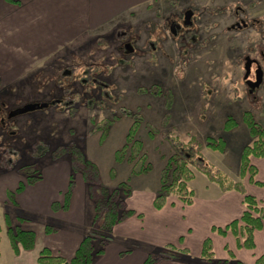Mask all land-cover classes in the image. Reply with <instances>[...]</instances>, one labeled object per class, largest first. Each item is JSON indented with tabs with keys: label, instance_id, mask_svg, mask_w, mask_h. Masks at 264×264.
Listing matches in <instances>:
<instances>
[{
	"label": "rangeland",
	"instance_id": "obj_1",
	"mask_svg": "<svg viewBox=\"0 0 264 264\" xmlns=\"http://www.w3.org/2000/svg\"><path fill=\"white\" fill-rule=\"evenodd\" d=\"M201 1L200 5H195L193 2L187 5L186 1H179L176 5L171 2L169 5L159 3L160 17L155 14L156 11L151 4L150 7H144L140 14L136 13L129 22L123 19L124 23L113 33L108 31L104 33L105 35H101L107 39V42H103L96 48L95 55L101 62L98 68L89 71L91 75L99 73L106 76L105 90H112L113 94L122 93L118 106L115 104L117 105L119 98L116 100L113 95L110 97V104L114 105L111 107L118 114H121L120 106L129 109L140 107L144 118L158 129L154 135H150L145 124H141L137 132V136L144 143L152 169L146 175L133 176L129 180H144L146 190L152 187V184L158 185L159 173L164 162L160 155L170 151L166 139L170 132H175L183 141H187L190 136H195L198 142L204 145L202 151L205 159L233 177L235 175L232 171L236 170L241 146L251 140L248 128L242 119L243 112L250 111L254 118L264 125V79L261 85L250 87L245 81L246 76L244 77L246 55L254 57L257 62L253 63V66L259 65L264 71V0H220L216 4L213 0ZM185 14L190 16L189 19L185 20L187 17ZM143 23H145L144 32L135 41L137 37L133 31H136V28ZM45 36H48V33H45ZM92 37L97 38L98 41L101 40L100 36ZM126 41L131 46L129 52L122 51L119 45ZM90 42L92 41L87 43ZM77 44L81 45L80 47L86 46L85 49H87L88 45L84 42L80 41ZM77 44L71 48L77 50L79 48ZM66 51L62 49L58 55H63ZM72 53H75L74 50ZM54 58L43 60L45 64L40 66L36 63L29 65L30 67L25 69L24 73L13 75L16 82L10 84L8 93L11 98H16L14 105L9 102V99L8 101L0 99V119L4 121L3 124L0 123V126L5 131L4 134L8 135L6 142L3 140L4 143H2L0 139L2 144L0 165L3 160L12 159L20 152L19 147L23 140L31 145L41 137L54 145L55 140L68 142L75 138L83 146L86 155L99 165L103 182L114 189L129 175L130 165L127 162L119 166L115 165L117 177L114 181L109 177V168L114 165V150L123 142L132 120L128 116H120L121 118L113 124L107 139L99 143L98 134L90 132L89 118L91 115L98 119L108 116L110 115L108 109L88 110L81 107L75 116H70L67 112H59V105H51L50 102V98H54L55 93L51 91V88L53 84H56L55 78L60 68L53 65ZM40 60L35 62L38 63ZM68 70L70 72L71 69ZM75 71L79 72L81 69L78 68ZM251 79L253 83V78ZM67 84L63 81V85ZM153 85H158L163 90L170 88L174 95L173 104L168 111L169 125L166 127L162 125L163 115L167 113L163 95L140 94L137 91L138 87ZM48 102L51 106L47 107L50 108L25 111L8 117L15 105ZM228 116L235 119L236 125L225 130L224 124ZM18 122L20 125H17ZM23 130H26V133L18 137L15 144L8 143ZM207 137L224 138L225 153L205 146ZM39 163L42 165L43 178L45 175L46 178H53L58 166L67 165L69 168L66 160L53 161L47 156L40 159ZM200 175L203 174L199 173V176L194 177L195 180L191 182L197 191L203 188L200 177L204 175ZM80 176L76 175L78 178ZM22 181L24 182L23 177L16 170H0V225L2 227L0 264H30L32 255L38 254L42 248L43 241H39L34 251L22 253L23 255L17 257L13 253L7 236L5 213H9L13 226L18 225L19 222L6 191L15 192L16 201L18 198L21 199L24 190L16 192V187ZM62 202L61 198L59 204ZM17 203L21 208L19 202ZM128 204L137 206L138 201L134 199ZM141 206L144 205L141 204ZM24 212L27 213V211ZM28 214L37 217L33 221L25 222H34L37 226L40 224L39 221L45 222V220L58 223L48 215L33 212ZM25 222L20 223V226H27ZM123 247L130 251L134 248L137 250L145 248L142 242L131 241L124 242ZM153 249L149 252L155 253L159 248ZM130 251L125 253L128 254ZM177 261L184 262V259L180 258Z\"/></svg>",
	"mask_w": 264,
	"mask_h": 264
},
{
	"label": "trees",
	"instance_id": "obj_2",
	"mask_svg": "<svg viewBox=\"0 0 264 264\" xmlns=\"http://www.w3.org/2000/svg\"><path fill=\"white\" fill-rule=\"evenodd\" d=\"M4 1L14 5L21 3V0ZM171 3L178 4L175 0H171ZM155 11V14L160 17L159 9L155 8ZM144 26L145 23L139 25L136 31H133V34L135 33L137 37L135 41L144 32ZM103 42H107L104 37H101L100 41L97 39L93 40L86 44L88 45L87 49H85L86 46L77 49L73 53L74 56L68 52L67 55L57 61V66H60V68L55 78L56 84H53L51 88V91L55 92L54 98H50L51 105H59L58 111L67 112L70 116H75L81 107H85L88 110L108 109L110 111L108 116L98 119L96 116L91 115L89 118L90 132L98 134L99 143H103L107 139L113 124L121 118L120 116L130 117L132 121L124 135L123 142L114 150L113 161L115 165L122 162L130 164L131 175L148 174L152 169V163L144 149L143 141L137 136V132L141 124H145L149 129L150 135H154L158 129L144 118L140 107L129 109L120 106L121 114H118L111 107L110 97L113 95L116 100L119 98L116 102L117 105L115 104V106H118L120 98L122 99V93L113 94L112 90H105L107 88L106 76L104 74L99 75V73L91 75L89 72L98 68V64L101 62L98 59L99 57H96L95 52L97 51L96 48ZM125 43L128 42L119 44L122 51ZM70 65L74 67L71 66L70 68ZM108 66L111 65L108 64ZM78 68L81 71L76 72L75 70ZM68 69H71L70 72ZM63 81L68 84L63 85ZM137 91L140 94L163 95L167 113L163 115L162 125L164 127L168 126L170 120L168 111L173 104L174 98L172 90L170 88L163 90L158 85H153L152 87H138ZM8 92V89L0 90V99L7 101L9 99V102L14 105L16 98H11ZM50 102H48V106ZM24 104L15 105L11 112L16 111L17 108H22ZM242 119L248 128L251 140L241 149L240 176L241 178L247 177L249 182L253 184L264 186V182L256 179L258 169L252 163V158L264 157V125L257 121L250 111H244ZM17 125H20L19 122ZM235 125V119L232 116H228L224 129L229 130ZM1 127L0 139L4 143L3 140L6 142L8 135L4 134L5 131ZM23 133H26V130L21 131L16 138L8 143L15 144L18 141L17 138L21 137ZM166 139L168 140L170 151L165 155H160L164 162L159 174V186L152 199L153 208L162 209L172 197L184 205L191 204L194 200V190L190 183L194 179L195 173L199 172L210 183L217 185L222 192L236 191L243 197L244 209L239 218L230 221L223 227L213 226L211 228L212 232L222 236L230 233L234 236L237 247L247 250L254 249V234L264 227V202L247 193L241 180H234L223 170L209 163L203 155L204 145L199 143L195 136H190L187 141H183L175 132H170ZM21 143L20 152L12 159L3 160L0 165V170L8 171L14 169L23 177L24 182L18 183L16 192H22L25 185L34 186L42 180V165L39 161L47 156L53 161L66 160L69 165L68 186L63 196V202L62 204L57 201L52 202V210L66 211L68 209L77 174L81 175L83 179L92 205L89 227L73 256L70 259H66L61 255L52 253L48 247H43L38 253L37 262L39 264H92L98 256L103 254L106 246L114 240L115 227L129 217L137 215L133 209L126 205V198L131 193L130 183L128 180H123L114 189L107 186L102 180L99 165L86 155L83 146L75 138L68 142L55 140L54 145L41 137L37 138L31 145L24 140ZM205 146L223 153L225 140L222 137L216 139L207 137ZM109 177L115 179V166L109 168ZM14 193L9 190L6 191L7 198L14 206L16 219L19 224L16 226L11 224L9 213H5V222L7 224V236L10 246L13 253L18 254L20 248L31 250L35 244V233L20 226V223L28 220L33 221L37 216L24 212L19 207ZM137 216L142 217L141 214ZM60 228V223H53L49 220L44 222V230L47 234L54 233ZM1 231L2 227L0 225V241ZM225 250L229 255V259H217L213 249V242L210 237H206L202 243L199 259L193 260L190 258V252L186 247L166 243L157 252L148 253L142 264H158L162 260H179L180 258L184 259L185 264H244L235 258L228 246H225ZM255 264H264V254L256 258Z\"/></svg>",
	"mask_w": 264,
	"mask_h": 264
},
{
	"label": "crops",
	"instance_id": "obj_3",
	"mask_svg": "<svg viewBox=\"0 0 264 264\" xmlns=\"http://www.w3.org/2000/svg\"><path fill=\"white\" fill-rule=\"evenodd\" d=\"M175 1H186L187 5L191 2L195 5L202 4L201 0ZM218 1L220 0H213L215 4ZM169 2L171 0H21L20 4L14 5L0 0V90L9 89L10 84L16 82L13 75L24 73L29 65L36 63L40 66L45 64L43 60L55 57L53 65L56 66L57 61L68 52L76 51L71 47L76 46L78 42L86 44L97 39L92 36L101 37L108 31L113 33L124 23L123 19L129 22L136 13L140 14L144 7L153 4L155 10L159 9V3L169 5ZM45 33H48V36L44 37ZM80 46L77 47L81 48ZM62 49L67 51L59 56L58 52ZM37 60L40 62H35ZM252 163L258 169L256 179L264 182V157L252 158ZM239 167L240 157L236 170L232 171L235 176L231 177L241 180L247 193L264 202V186L249 182L247 177L241 178ZM56 171L53 178H46L45 175L36 185L25 186L23 199L18 198L17 202L27 213L51 216L61 224V228L47 234L42 225L44 221H39V226L34 222H25L27 226L23 228L35 233V244L31 250L20 248L19 253L14 254L17 257L34 251L39 241H43L42 248L48 247L52 253L70 259L89 227L92 205L81 176L75 177L68 209L52 210L53 201L60 202L61 198L63 200L60 195L66 192L69 177L67 165L58 166ZM130 171L131 166L126 179L130 183L131 193L126 198V205L142 217L133 215L118 224L114 229V240L92 264H142L150 253L149 250L161 248L166 243L186 247L190 258L197 260L206 237L211 238L215 256L219 260L229 259L225 246H228L235 258L244 264H255L256 258L264 254V227L255 232V247L252 250L237 247L236 240L230 233L222 236L211 230L213 226L223 227L239 218L244 209L240 193L222 192L217 185L200 175L203 176L200 177L203 185L200 191L190 183L194 190V200L191 204L184 205L172 197L162 209L157 210L152 206V199L159 186V179L158 185L152 184V187L146 190L144 180H129L133 176L146 174L131 175ZM198 176L199 173H196L195 178ZM134 199L138 201L137 206L129 205L128 202ZM126 241L142 242L145 248H134L127 254V249L123 247ZM37 256L38 254L32 255L30 264H39ZM158 264H185V261L162 260Z\"/></svg>",
	"mask_w": 264,
	"mask_h": 264
},
{
	"label": "flooded vegetation",
	"instance_id": "obj_4",
	"mask_svg": "<svg viewBox=\"0 0 264 264\" xmlns=\"http://www.w3.org/2000/svg\"><path fill=\"white\" fill-rule=\"evenodd\" d=\"M186 13H187V11H186ZM185 16H187V14H185ZM189 17L190 16H187L185 20L189 19ZM183 20L184 19H182V21ZM175 23L177 24V22H175ZM171 30H173L172 26H171ZM180 31H181V28H180ZM176 34H178V32H176ZM123 48H124L123 49L124 51L131 50V46H129L128 43H125V45H124ZM255 62H257V61H256V59L254 57L249 56V55H246L245 56V62H244L245 72H244V77L246 76L245 77V81H247L246 83L250 87H255V86L261 85V83H262V81L264 79V71L261 69V66H259V65L253 66V63H255ZM251 78H253V83L251 82V80H252ZM257 82H258V84H257ZM41 104H43V103H41ZM45 104H47V106H48V103H45ZM0 106H1V104H0ZM42 108H45V107H42ZM38 109H41V108H38ZM13 113L14 112H10L9 115H8V117L14 116ZM2 122H4V121H2L0 119V123H2Z\"/></svg>",
	"mask_w": 264,
	"mask_h": 264
},
{
	"label": "water",
	"instance_id": "obj_5",
	"mask_svg": "<svg viewBox=\"0 0 264 264\" xmlns=\"http://www.w3.org/2000/svg\"><path fill=\"white\" fill-rule=\"evenodd\" d=\"M257 84H258V82H257ZM46 106H47V104H45V103H43V104H26L22 108H19L16 111H14L13 114H20V113L25 112V111H33L35 109L46 107Z\"/></svg>",
	"mask_w": 264,
	"mask_h": 264
}]
</instances>
